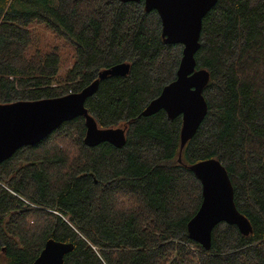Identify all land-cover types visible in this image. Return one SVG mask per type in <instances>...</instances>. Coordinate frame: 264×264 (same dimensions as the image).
Segmentation results:
<instances>
[{
    "label": "trees",
    "instance_id": "trees-1",
    "mask_svg": "<svg viewBox=\"0 0 264 264\" xmlns=\"http://www.w3.org/2000/svg\"><path fill=\"white\" fill-rule=\"evenodd\" d=\"M162 28L144 0H0V103L79 92L130 65L85 102L99 127L125 130L123 146L86 144L80 115L0 164V264H33L50 238L74 244L64 264H264V0H217L203 18L208 111L184 146L181 115L142 114L183 55ZM210 158L253 230L218 223L206 249L188 223L203 199L192 166Z\"/></svg>",
    "mask_w": 264,
    "mask_h": 264
},
{
    "label": "water",
    "instance_id": "water-1",
    "mask_svg": "<svg viewBox=\"0 0 264 264\" xmlns=\"http://www.w3.org/2000/svg\"><path fill=\"white\" fill-rule=\"evenodd\" d=\"M123 2L140 0H121ZM148 11L157 10L162 21L166 43L182 44L183 55L176 79L167 84L142 112L150 115L164 109L170 118H183L182 145L192 138L204 120L208 103L203 89L209 81L206 69H196L195 54L200 48V36L205 15L217 0H144ZM130 65L119 63L99 73V77L81 91L59 97L19 100L0 103V164L25 145H35L49 136L63 122L80 115L86 118L85 142L97 145L108 141L117 147L125 144L123 128H101L85 106L99 81L109 75H125ZM202 184V203L188 223L192 239L209 249L214 227L221 222L236 225L243 234L253 230L250 220L238 209L234 186L225 166L216 158L205 159L192 166ZM72 242L50 238L33 264H64L72 251Z\"/></svg>",
    "mask_w": 264,
    "mask_h": 264
},
{
    "label": "rangeland",
    "instance_id": "rangeland-1",
    "mask_svg": "<svg viewBox=\"0 0 264 264\" xmlns=\"http://www.w3.org/2000/svg\"><path fill=\"white\" fill-rule=\"evenodd\" d=\"M57 1H58V0H53L54 3H57ZM44 33L48 34L47 36H48V38H50V37H49V32L45 31ZM65 50H67V51L69 52L68 48H66ZM67 59H68V60L70 59V54H69V56L67 57ZM68 65H70V64H69V62L67 61V62L65 63V65H63L62 71H65V69L68 67Z\"/></svg>",
    "mask_w": 264,
    "mask_h": 264
}]
</instances>
